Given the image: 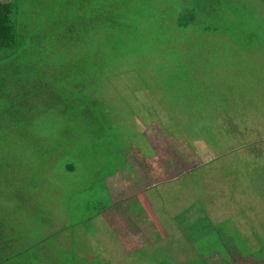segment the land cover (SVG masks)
Listing matches in <instances>:
<instances>
[{
	"label": "rangeland",
	"instance_id": "rangeland-1",
	"mask_svg": "<svg viewBox=\"0 0 264 264\" xmlns=\"http://www.w3.org/2000/svg\"><path fill=\"white\" fill-rule=\"evenodd\" d=\"M66 1L20 3L42 31L53 3ZM222 2L218 10L207 3L193 35L172 30L186 38L182 50L196 65L209 59L197 78L216 75L213 88L202 82L200 99L186 103L203 119L183 106L174 124L157 88L117 75L103 90L115 117L100 148L88 119L57 112L65 103L42 112L28 103L31 150L21 131L0 163V213L16 248L32 247L57 264H69L74 250L80 263L264 264V4ZM157 4L146 2L147 18L174 25L182 6ZM200 122L207 130L196 129ZM124 156L126 164L104 178ZM98 205L108 207L95 214Z\"/></svg>",
	"mask_w": 264,
	"mask_h": 264
},
{
	"label": "trees",
	"instance_id": "trees-1",
	"mask_svg": "<svg viewBox=\"0 0 264 264\" xmlns=\"http://www.w3.org/2000/svg\"><path fill=\"white\" fill-rule=\"evenodd\" d=\"M73 1L53 3L50 27L46 24L40 31L31 18V10L25 9V3L0 0V163L15 145L21 131L25 149L31 150L29 113L42 112L48 106L63 103L67 109L61 111L58 108L57 112L60 115L66 112L68 117L81 114L90 121L92 142L98 138L99 147L106 146L105 139L113 130L111 123L115 116L112 104L102 102L107 99L103 90L111 82L110 78L117 75L129 74L142 87L157 88L162 105L174 116V124H177V113L184 114L178 107L198 110L195 119L204 117L196 105L186 103L200 99L202 82L207 81L213 88L216 75L206 73L202 81L197 78V71H201L199 67L207 66L209 59L196 65L194 55L188 57L191 53L182 50L186 38H178V31L173 38L172 30H190L193 35L200 30L195 27L199 25L201 11L207 9V3L210 6L213 3L214 8L217 5L218 10L222 0H194L192 3L176 0L182 7L177 10L179 18L174 25L162 19L147 18L146 2L156 6L165 0H81V3H71ZM261 1L264 4V0ZM230 2L238 4L245 0ZM204 28L201 29L206 34L219 31L218 28ZM118 69L124 72L110 74ZM46 102L49 104L44 105ZM28 103L32 112L27 111ZM207 128L202 122L197 123L196 129ZM185 130L187 133L192 131ZM72 152L69 148L68 153ZM127 160L124 156V162L108 171L104 178L115 174ZM1 182L0 179V188ZM107 207L98 205L94 213L102 214ZM1 214L0 264H57L51 259L47 263L43 252H38L35 257L32 247L16 248L17 242L9 236L13 229ZM240 239L244 238L240 236ZM68 253L67 250L64 254ZM211 256L220 260L215 253ZM68 260L69 264H97L92 260L80 263L75 250Z\"/></svg>",
	"mask_w": 264,
	"mask_h": 264
},
{
	"label": "crops",
	"instance_id": "crops-1",
	"mask_svg": "<svg viewBox=\"0 0 264 264\" xmlns=\"http://www.w3.org/2000/svg\"><path fill=\"white\" fill-rule=\"evenodd\" d=\"M261 243L264 244V242H262V241H261ZM233 249H234V248H233ZM231 258L233 259V261L239 263L238 258H240V256H239V254L236 253V251H233V252H232V254H231ZM241 262H244V261H242V260L240 259V263H241ZM240 263H239V264H240Z\"/></svg>",
	"mask_w": 264,
	"mask_h": 264
}]
</instances>
